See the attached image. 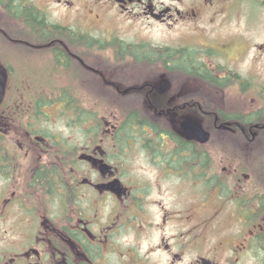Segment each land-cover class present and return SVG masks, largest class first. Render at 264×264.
<instances>
[{
	"label": "flooded vegetation",
	"instance_id": "flooded-vegetation-1",
	"mask_svg": "<svg viewBox=\"0 0 264 264\" xmlns=\"http://www.w3.org/2000/svg\"><path fill=\"white\" fill-rule=\"evenodd\" d=\"M0 264H264V0H0Z\"/></svg>",
	"mask_w": 264,
	"mask_h": 264
},
{
	"label": "rangeland",
	"instance_id": "rangeland-1",
	"mask_svg": "<svg viewBox=\"0 0 264 264\" xmlns=\"http://www.w3.org/2000/svg\"><path fill=\"white\" fill-rule=\"evenodd\" d=\"M247 5H248L247 3L245 4L242 3L241 5L237 6L236 4L233 3V6L235 7L233 13L231 14V17L228 18L227 21L225 19V22L221 24V30H220L221 33L233 31L234 34H236L242 31L244 27L249 25L248 21L245 18V14L248 10L255 13L256 8L251 4H249L248 6ZM253 23L254 26L259 25V22H253Z\"/></svg>",
	"mask_w": 264,
	"mask_h": 264
},
{
	"label": "water",
	"instance_id": "water-1",
	"mask_svg": "<svg viewBox=\"0 0 264 264\" xmlns=\"http://www.w3.org/2000/svg\"><path fill=\"white\" fill-rule=\"evenodd\" d=\"M183 130L187 134H191V135L195 136L196 138L201 139L202 142H206L208 140V138H209V134L208 133L203 132L202 130H200L199 128H197L195 126H192L188 122L184 123Z\"/></svg>",
	"mask_w": 264,
	"mask_h": 264
}]
</instances>
